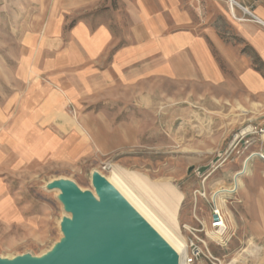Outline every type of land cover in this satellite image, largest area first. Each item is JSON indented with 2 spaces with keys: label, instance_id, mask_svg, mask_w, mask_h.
I'll return each mask as SVG.
<instances>
[{
  "label": "rangeland",
  "instance_id": "rangeland-1",
  "mask_svg": "<svg viewBox=\"0 0 264 264\" xmlns=\"http://www.w3.org/2000/svg\"><path fill=\"white\" fill-rule=\"evenodd\" d=\"M89 2L0 1V184L13 203L0 216V259L51 250L71 214L49 184L69 181L95 195L92 175L100 172L106 180L119 175L145 201L163 185L180 194V235L187 244L189 230L200 231L215 264H264V103H253L225 69L220 77L229 81L219 85L214 71L200 70V55L187 67L183 55L165 50L121 72L102 57L86 60L73 33L81 21L110 22L113 35L132 38L129 0H94L90 9ZM52 15L62 22L47 24ZM47 84L62 98L63 115H19L39 107L24 102L45 95ZM22 117L15 154L22 145L33 150L29 160L13 161L7 134ZM244 166L237 189L213 200L233 189ZM214 207L226 221L225 245L210 234Z\"/></svg>",
  "mask_w": 264,
  "mask_h": 264
},
{
  "label": "crops",
  "instance_id": "crops-1",
  "mask_svg": "<svg viewBox=\"0 0 264 264\" xmlns=\"http://www.w3.org/2000/svg\"><path fill=\"white\" fill-rule=\"evenodd\" d=\"M232 1L235 4L231 6L228 0H129L124 14L129 17L131 25L128 27L131 43L124 41L123 35H113L110 22L95 26L90 21H81L73 33L86 60L95 61L102 57L104 64L113 66L116 72L124 71L146 58L157 57L165 50L169 55H183L187 67L196 65L193 56L200 55V70L205 73L214 71L219 85L226 86L229 81L220 77L225 69L239 88L253 98V103H264V0ZM90 2L88 8H94L95 5ZM242 8L251 12L258 22L248 18ZM106 9L109 11L105 13L109 14L110 5ZM61 22L58 15H52L46 23ZM28 39H32L31 35H25L24 40ZM43 49L42 46L41 51ZM172 61L176 64V59ZM172 61L170 63L175 67ZM25 63L26 69L27 60ZM44 86L49 88L45 95H32L24 102L26 105L31 99L30 103L37 102L39 107L32 111L21 107L19 115H36L41 119L44 117L41 115H47L49 119L53 115H63L62 98L50 89V85ZM26 127L22 117L7 134L12 142L7 150L8 159L27 161L31 158V144L22 145L18 158L15 154V147L21 146L17 144V137L24 133ZM39 138L49 144L53 142L50 136ZM12 205L5 187L0 184V216H8Z\"/></svg>",
  "mask_w": 264,
  "mask_h": 264
},
{
  "label": "water",
  "instance_id": "water-1",
  "mask_svg": "<svg viewBox=\"0 0 264 264\" xmlns=\"http://www.w3.org/2000/svg\"><path fill=\"white\" fill-rule=\"evenodd\" d=\"M95 195L69 181H54L70 218L62 238L40 257L0 259V264H178V258L135 214L100 172L92 175Z\"/></svg>",
  "mask_w": 264,
  "mask_h": 264
},
{
  "label": "bare ground",
  "instance_id": "bare-ground-1",
  "mask_svg": "<svg viewBox=\"0 0 264 264\" xmlns=\"http://www.w3.org/2000/svg\"><path fill=\"white\" fill-rule=\"evenodd\" d=\"M256 155L253 154V156ZM245 168L244 166L241 172L233 176V189L231 191L213 194L212 199L216 200L219 199L220 195L234 192L239 185L238 177L245 172ZM118 176L112 173L107 182L135 214L167 245L178 258V264H186L187 245L180 235L177 221L182 196L169 186L163 185L155 188L154 200L145 201Z\"/></svg>",
  "mask_w": 264,
  "mask_h": 264
},
{
  "label": "built area",
  "instance_id": "built-area-1",
  "mask_svg": "<svg viewBox=\"0 0 264 264\" xmlns=\"http://www.w3.org/2000/svg\"><path fill=\"white\" fill-rule=\"evenodd\" d=\"M3 1V0H0ZM230 5L235 4L232 0H228ZM244 14L251 18L252 20L258 22V20L249 12L247 9H243ZM226 221L224 218V215L218 208H212L211 214H210V222H209V230L210 234L215 237L216 239H219L220 244L225 245V233H226ZM191 238L188 240L187 245V255L185 259L186 264H194L195 262L205 259L209 261L211 264H215L217 262V259H214L211 255L208 244L205 239L200 238L197 233H200V231L191 229L189 230ZM207 235V234H206Z\"/></svg>",
  "mask_w": 264,
  "mask_h": 264
}]
</instances>
